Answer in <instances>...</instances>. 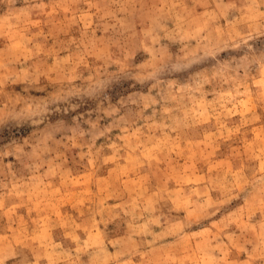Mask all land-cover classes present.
Segmentation results:
<instances>
[{"label": "rangeland", "instance_id": "rangeland-1", "mask_svg": "<svg viewBox=\"0 0 264 264\" xmlns=\"http://www.w3.org/2000/svg\"><path fill=\"white\" fill-rule=\"evenodd\" d=\"M0 264H264V0H0Z\"/></svg>", "mask_w": 264, "mask_h": 264}]
</instances>
